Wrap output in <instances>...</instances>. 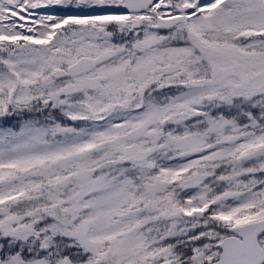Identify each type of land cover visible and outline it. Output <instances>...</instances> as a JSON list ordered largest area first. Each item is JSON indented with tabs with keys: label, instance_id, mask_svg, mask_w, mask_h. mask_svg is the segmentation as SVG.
I'll return each instance as SVG.
<instances>
[{
	"label": "snow or ice",
	"instance_id": "snow-or-ice-1",
	"mask_svg": "<svg viewBox=\"0 0 264 264\" xmlns=\"http://www.w3.org/2000/svg\"><path fill=\"white\" fill-rule=\"evenodd\" d=\"M0 264H264V0H0Z\"/></svg>",
	"mask_w": 264,
	"mask_h": 264
}]
</instances>
